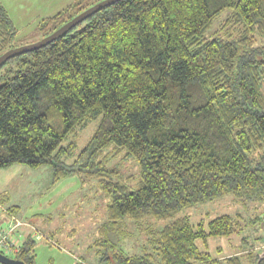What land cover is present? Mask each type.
<instances>
[{"label":"trees","instance_id":"trees-1","mask_svg":"<svg viewBox=\"0 0 264 264\" xmlns=\"http://www.w3.org/2000/svg\"><path fill=\"white\" fill-rule=\"evenodd\" d=\"M99 1L73 0L36 31L43 38ZM16 36L0 4V55L15 47ZM263 53L264 0H119L103 7L0 65V169L49 166L53 182L72 175L94 182L108 199L102 236L128 221L164 223L139 253L95 241L104 248L99 264H264V247L239 248L222 260L207 252L209 239L239 235L246 248L240 214L197 225L177 217L231 195L263 207L250 222L264 224V61L256 60ZM98 116L72 158L77 129ZM108 153L136 162V189L115 180ZM5 210L17 217L16 207ZM29 234L13 256L24 264L35 261L37 239Z\"/></svg>","mask_w":264,"mask_h":264},{"label":"rangeland","instance_id":"rangeland-1","mask_svg":"<svg viewBox=\"0 0 264 264\" xmlns=\"http://www.w3.org/2000/svg\"><path fill=\"white\" fill-rule=\"evenodd\" d=\"M67 1L46 0L44 15L42 10L34 11L35 16L32 15L22 21L25 18L22 14L32 13L27 10L31 0H0L11 12L17 30L15 47L40 40L41 34L36 31L38 23L46 14L52 12L53 7ZM256 60L264 61V53L256 54ZM261 92L264 94V80ZM99 121L100 116L77 129L74 139L76 148L72 158L86 146ZM71 140L73 138H69L64 144ZM123 154L108 153L107 167L117 171L118 177L115 180L132 191L138 186L139 167L133 159ZM107 205L106 195L96 184L92 181L84 182L77 175L53 182L49 166L30 168L25 164H14L0 169V207L7 210L16 207L17 218L35 227L34 231L25 229V233L32 231L31 233L42 236L41 239L35 240L34 264H99L100 253L104 248L94 245L97 240H107L115 250L127 254L139 253L150 234L163 228L164 223L161 221L145 220L135 223L128 221L121 225L120 232L112 234L108 231L102 236L98 230L107 225ZM262 209L263 207H256L255 204L245 206L231 195H226L180 211L177 217H187L193 225H197L200 222L206 224L222 214H240L239 221L242 225H247L245 232L242 233L243 236L249 237V243L243 245L246 248L242 247L241 235L211 238L208 241L207 252L213 258L222 260L237 251H247V248L258 251L264 247V244L257 240L259 237L264 238V224L260 226L250 222L255 221Z\"/></svg>","mask_w":264,"mask_h":264},{"label":"water","instance_id":"water-1","mask_svg":"<svg viewBox=\"0 0 264 264\" xmlns=\"http://www.w3.org/2000/svg\"><path fill=\"white\" fill-rule=\"evenodd\" d=\"M117 1L119 0H101L95 3L94 5L88 7L86 10L82 11L80 14L72 18L70 21H68L67 23H65L64 25H62L55 31H53L51 34L41 38L40 40L34 43H31V44L22 45V46L14 47V48L7 50L6 52L0 55V65L13 56L20 55L26 52H30V51L46 46L47 44L53 42L55 39L66 34L70 29H72L77 24L84 21L86 18H88L92 14L101 10L103 7L112 5L113 3ZM0 264H24V263L17 259L9 258V257H6L0 254Z\"/></svg>","mask_w":264,"mask_h":264},{"label":"built area","instance_id":"built-area-1","mask_svg":"<svg viewBox=\"0 0 264 264\" xmlns=\"http://www.w3.org/2000/svg\"><path fill=\"white\" fill-rule=\"evenodd\" d=\"M2 217L6 219L4 222L1 219ZM28 228L34 231L33 227L28 223L22 222L11 213H8L4 208L0 207V254L13 258L26 238L27 234L24 230ZM31 232L29 235L32 238H41V235Z\"/></svg>","mask_w":264,"mask_h":264},{"label":"crops","instance_id":"crops-1","mask_svg":"<svg viewBox=\"0 0 264 264\" xmlns=\"http://www.w3.org/2000/svg\"><path fill=\"white\" fill-rule=\"evenodd\" d=\"M72 1L73 0H68L67 2H62L58 6L53 7L52 12L50 14H46V16L44 18L50 17V16L54 15L55 13H57L58 11H60L61 9H63L65 6L69 5ZM0 4H1V2H0ZM2 6L6 10L7 14L9 15V17H10L12 23H13V20H12L13 18H11V12L9 10H7L5 4L2 5ZM45 8H46V0H43V1L42 0H39V1L38 0H31L30 6L28 7L27 10L31 11L32 13L22 14V16L25 17V18L22 19V21L24 19H28V17L30 18V16H32V15L35 16V13H33L34 11L42 10V14L44 15Z\"/></svg>","mask_w":264,"mask_h":264}]
</instances>
